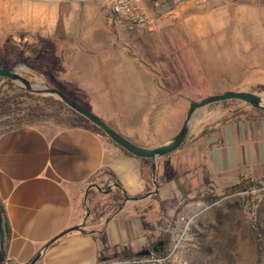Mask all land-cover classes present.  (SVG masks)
Segmentation results:
<instances>
[{
    "label": "crops",
    "instance_id": "1",
    "mask_svg": "<svg viewBox=\"0 0 264 264\" xmlns=\"http://www.w3.org/2000/svg\"><path fill=\"white\" fill-rule=\"evenodd\" d=\"M139 1L155 24L171 9L170 0ZM18 2L0 0V14L16 20L19 14L13 6ZM64 8L66 47L59 51L58 64L45 74L50 85H74L70 92L79 102L89 103L94 115L137 146L152 148L176 135L191 101L166 89L161 65L149 62L136 45L144 29L128 32L111 25L103 0H71ZM47 20L44 17L43 23ZM30 21L34 26L37 19L31 15ZM226 113L224 107L199 110L181 147L156 160L157 200L129 202L96 225L89 224V216L85 233L65 234L33 264H101L120 255H137L148 243L144 221L151 210L157 212L159 202H166L165 215L172 217L175 201L190 197L199 176L216 192L240 180L263 182L264 115L222 122ZM112 183L126 196L147 193L140 160L93 131L55 119L0 130L7 264H29L45 244L83 220L85 207L90 210L101 200L87 199L90 190L105 196L93 186L106 189Z\"/></svg>",
    "mask_w": 264,
    "mask_h": 264
},
{
    "label": "rangeland",
    "instance_id": "2",
    "mask_svg": "<svg viewBox=\"0 0 264 264\" xmlns=\"http://www.w3.org/2000/svg\"><path fill=\"white\" fill-rule=\"evenodd\" d=\"M20 1L13 6L19 14L16 20L0 14V69L15 68L29 81L34 79V85L52 88L45 74L66 46L51 38L71 0ZM31 15L37 19L34 26L28 22ZM44 17L48 20L43 23ZM161 20L142 30L136 45L146 52L149 62L161 65L168 90L187 101L225 92L264 94L263 0H193L181 6L178 15H165ZM11 84L0 81V94L15 104L11 115L0 119V130L30 119V114L67 124L72 121L73 113L57 98L18 94L15 89L22 88ZM54 85L79 102L70 92L74 85ZM79 103L91 110L89 103ZM244 105L220 102L203 110L224 107L228 111ZM191 188L190 197L175 201L172 217L165 215L160 227L154 225L158 230L154 236L169 235L164 255L125 254L101 264H264V187L225 196L224 190L206 187L199 176ZM182 216L184 221L178 222ZM174 245L177 248L171 255Z\"/></svg>",
    "mask_w": 264,
    "mask_h": 264
},
{
    "label": "water",
    "instance_id": "3",
    "mask_svg": "<svg viewBox=\"0 0 264 264\" xmlns=\"http://www.w3.org/2000/svg\"><path fill=\"white\" fill-rule=\"evenodd\" d=\"M0 78L11 81L12 83L17 85L19 88H22L25 92L29 94L47 95L57 98L69 109L81 115L82 117L87 119L90 123H92L95 127L99 128L114 144L118 145L120 148L124 149L126 152L130 153L131 155L137 158H144L150 161L153 189L139 197H130L123 194L124 195L123 203L118 206L117 210L111 215V217L115 216L127 203L138 202L157 194L158 183H157L156 160L176 151L181 147V145L185 142L188 136L189 129L193 124L196 114L199 110H202L205 107L212 104H216L224 101H230V100H237L243 102L246 106L251 107L257 114L264 115V94L250 93L246 91H236V92H225L222 94L211 95L200 101H191L189 103L187 113L185 115V118L181 124L179 131L170 140L152 148H144L129 142L128 140L117 134L114 130H112L109 126H107L100 118H98L96 115L91 113L89 110H87L80 104L71 100L69 97H67L59 90L50 87H38L37 85L33 84V82L35 81L34 79H32L33 82L29 81L19 73V70L15 68L0 69ZM260 184L264 187V181L260 182ZM93 187L98 193L107 195L110 193V191L113 188H117V185L112 183L106 189H100L97 186H93ZM84 211H85L84 218L78 225L71 227L68 230L62 232L56 238L52 239L47 244H45L42 250L39 253H37L35 258L29 264L35 263L41 257L42 253L55 240L59 239L65 234L73 231H77L79 233H85L83 226L85 221L90 216V210L88 207H85ZM161 249H162L161 243H158L154 247V251H160ZM150 254L151 251L146 249V250H142L137 255L142 257H147ZM4 256H5V235H4L2 215L0 211V264L3 263Z\"/></svg>",
    "mask_w": 264,
    "mask_h": 264
},
{
    "label": "trees",
    "instance_id": "4",
    "mask_svg": "<svg viewBox=\"0 0 264 264\" xmlns=\"http://www.w3.org/2000/svg\"><path fill=\"white\" fill-rule=\"evenodd\" d=\"M51 40L52 41H60V42L65 40L62 16H59V18H58L57 25H56V28H55V31H54V34H53ZM0 81L6 82V85H9V86L12 85L11 81H9V80L0 78ZM51 87L55 88L53 86H51ZM166 89L168 90L167 87H166ZM15 90L18 92V94H22V95L29 96V97L31 96V94L24 92L22 89H15ZM227 103H231V104L232 103H241L242 104L241 101H237V100H230V101L222 102V104H227ZM14 105L15 104L12 101L11 97L3 96L0 94V119H2L3 117H8L9 115H11V113L13 112V106ZM243 107H245V108H243ZM243 107H237V108H234L232 110H228L226 115L222 119V122L249 118V117H252L253 115L257 116L256 112L251 107H248L245 105ZM69 110L74 115L73 119L69 123V125L84 127L90 131L95 132L96 134H98L102 138L108 140L109 142L113 143L99 128L95 127L92 123H90L87 119H85L81 115L75 113L71 109H69ZM246 110L249 111V114H247ZM30 116H31L30 119H27L26 121H23L19 124H15L11 127H6L5 130L13 128V127H17V126L22 125V124L31 123V122L36 121V120L46 119V118H43L41 116H33V114H30ZM122 150L125 151L124 149H122ZM126 153L128 155H131L128 152H126ZM131 156H133V155H131ZM135 158H137V157H135ZM137 159H139L141 162V177L143 178V180L147 184V188H146L147 190L146 191L149 192L153 188V185L151 182L152 176H151L150 161L148 159H144V158H137ZM103 173H105V174L107 173L109 175V178L114 179V177L111 173L106 172L105 170L103 171ZM95 179H96V176L91 178L90 183H93ZM256 186L259 188L262 187V185L258 182L254 183V182H249L247 180H240L238 183L230 186L229 188H226L223 191V194L225 196H228V195H232V194L239 193V192H247ZM101 188H103V187H101ZM96 196H99L101 198V200L96 202L90 208L89 224H91V225H96L98 223H101L105 219L109 218L117 210L118 206L121 205L124 201V195L119 190V188L112 189L110 191V193L105 195V196L97 194L94 190H90L88 193L87 199L90 200ZM157 198H158L157 195H153L150 197L151 200H157ZM207 199H209V198H207ZM213 199H216V197H214ZM165 205H166V202L160 201L158 204V211L157 212H155L154 208H153V210H151L150 207L146 210L139 212V214H141V213H144V212L151 210L152 213L153 214L155 213V215H156L152 218L150 217L151 218L150 220L144 221V227L149 233L148 243H147V246L144 248V250H146V249L150 250V251L152 250L151 252H154L156 255H164L166 253V248H167L169 241H170L168 234H162L161 233L157 237L154 236V234H153L155 231L154 225H157L160 227L162 225V221L165 218ZM0 211H1L2 220H3V228H4V235H5V249H6L7 241L9 239V228H8V225L6 222L4 209H3V206L1 203H0ZM158 243L162 244V249L160 251H154V247ZM131 255H135V254H131ZM107 260H109V259H107ZM2 264H7L5 256H4V260H3Z\"/></svg>",
    "mask_w": 264,
    "mask_h": 264
},
{
    "label": "built area",
    "instance_id": "5",
    "mask_svg": "<svg viewBox=\"0 0 264 264\" xmlns=\"http://www.w3.org/2000/svg\"><path fill=\"white\" fill-rule=\"evenodd\" d=\"M44 1H56L65 2L68 0H44ZM108 11L110 12V23L115 27L122 28L128 32H135L141 29H147L154 26L155 23L147 16L146 8L140 3L139 0H103ZM193 0H170L171 9L168 14L175 15L181 6L191 2ZM264 1V0H263ZM163 15V17L165 16ZM159 24V23H157ZM184 232V229L181 231ZM177 245L172 248L171 255Z\"/></svg>",
    "mask_w": 264,
    "mask_h": 264
}]
</instances>
